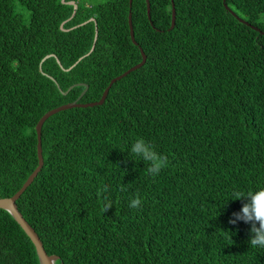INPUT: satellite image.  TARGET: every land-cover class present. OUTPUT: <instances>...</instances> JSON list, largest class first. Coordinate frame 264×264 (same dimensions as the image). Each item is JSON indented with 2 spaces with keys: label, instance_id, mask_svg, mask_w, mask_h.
I'll use <instances>...</instances> for the list:
<instances>
[{
  "label": "trees",
  "instance_id": "obj_1",
  "mask_svg": "<svg viewBox=\"0 0 264 264\" xmlns=\"http://www.w3.org/2000/svg\"><path fill=\"white\" fill-rule=\"evenodd\" d=\"M72 1V0H67ZM0 0V198L44 166L17 205L56 264H264L251 225L230 224L235 190L264 187V0ZM19 2L30 12L25 23ZM243 18L257 31L242 23ZM72 17V18H71ZM94 17L95 21L71 29ZM71 18V19H70ZM65 22L62 30L61 24ZM94 51L72 70H67ZM48 54H55L40 63ZM53 76L57 83L48 77ZM168 157L156 176L130 153L138 138ZM107 185V191H101ZM139 208L129 207L136 196ZM113 203L102 211L105 200ZM0 264H40L0 209Z\"/></svg>",
  "mask_w": 264,
  "mask_h": 264
},
{
  "label": "water",
  "instance_id": "obj_2",
  "mask_svg": "<svg viewBox=\"0 0 264 264\" xmlns=\"http://www.w3.org/2000/svg\"><path fill=\"white\" fill-rule=\"evenodd\" d=\"M147 1V12H148V17L151 18V1L150 0H146ZM172 1V23H171V27L170 30L173 29L175 27L176 24V6H175V2L174 0ZM62 3L64 4H70V5H74V12L72 17L76 14L77 8H78V4L75 0L72 1H67V0H62ZM130 3V13H129V26H130V33H131V38L132 41L134 42L135 45H137V41L135 38V31H134V26H133V12H132V5H133V0H129ZM224 4L226 6L227 9H230L228 7V5L226 4V0H224ZM232 13L244 24H247L249 26H251L253 29L259 31L260 29L256 26L251 25L249 22H247L246 20H244L241 17H238L236 15L235 12L232 11ZM71 17V18H72ZM70 18V19H71ZM95 21V18L92 17L90 19H88L87 21L80 23L74 27H72L71 29H75L77 27H80L82 25H85L89 22ZM64 24L65 22H63L61 24V29L62 30H70V29H66L64 28ZM262 33H264V31H262ZM98 39V26L96 23V36H95V40L93 43V46L91 48V50L85 54L84 56L80 57L73 65H71L67 70H72L76 65L79 64V62H81L85 57L89 56L95 49L96 47V42ZM141 53H142V61L139 62L138 64H136L135 66L131 67L130 69H128L127 71H125L124 73H122L121 75L113 78L109 84V86L105 89L102 97L100 100L95 101V102H89V103H82L80 102L81 97L88 91L89 89V85L86 83H81V84H75L73 86H71L69 88L72 89L74 86L76 85H83L85 86V90L83 91V93L81 94V96L70 103H66L63 104L61 106L55 107L49 111H47L38 121L37 125H36V131H37V139H38V143H37V153H38V166L36 167V169L32 172V174L28 177V179L26 180V182L23 184V186L11 197H2L0 198V209H4L7 210L12 216L13 218L16 220V222L22 227V229L25 231V233L29 236V238L31 239V241L33 242L37 254H38V258L40 261V264H56V262L60 259V256L52 254L50 255L47 250L45 249V246L43 244L42 239L40 238L39 234L37 233V231L35 230V228L28 222V220L24 217V215L22 214V212L19 210V207L17 205V201L18 199L22 196V194L27 190V188L34 182L35 178L38 176V174L40 173V171L42 170L43 166H44V155H43V146H42V128L43 125L45 124V122L47 121V119L49 117H51L52 115L63 111V110H67L70 108H74V107H93L96 105H102L105 103L108 94L110 92V89L112 87V85L121 80L123 77H126L127 75H129L131 72L141 68L142 66L145 65L146 61H147V55L145 54L144 50L141 48ZM50 57H56L57 56L55 54H48L46 55L41 63H40V72H44L43 71V63ZM59 64L61 65L60 60L57 58ZM62 66V65H61ZM49 78H51L52 80H54L58 87L60 88V90L63 92L64 95L68 94V91H63L59 85V83L57 82V80L53 77L48 75Z\"/></svg>",
  "mask_w": 264,
  "mask_h": 264
},
{
  "label": "clouds",
  "instance_id": "obj_3",
  "mask_svg": "<svg viewBox=\"0 0 264 264\" xmlns=\"http://www.w3.org/2000/svg\"><path fill=\"white\" fill-rule=\"evenodd\" d=\"M130 153L145 163L146 174L152 177H156L168 164L167 155L158 152L152 142L142 137L132 143ZM107 189L108 186L105 185L101 191L106 192ZM231 200H241L242 207L239 211L232 213L229 223L237 224L238 221H243L250 224V246L264 249V187L247 191L235 190ZM141 203V198L137 195L130 201L129 207L139 208ZM112 206V201L106 198L102 211L106 213Z\"/></svg>",
  "mask_w": 264,
  "mask_h": 264
},
{
  "label": "rangeland",
  "instance_id": "obj_4",
  "mask_svg": "<svg viewBox=\"0 0 264 264\" xmlns=\"http://www.w3.org/2000/svg\"><path fill=\"white\" fill-rule=\"evenodd\" d=\"M79 1L80 2H84V3H86V5L90 6V5L98 4V3H100V2H102L104 0H79ZM15 11L22 16V18L25 21V23L29 22L30 12H29L28 9H26L19 2H16V4H15Z\"/></svg>",
  "mask_w": 264,
  "mask_h": 264
}]
</instances>
